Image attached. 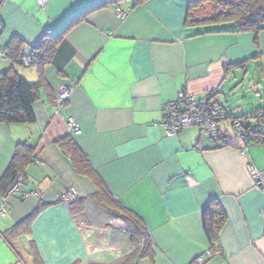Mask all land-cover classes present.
<instances>
[{"label":"crops","instance_id":"1","mask_svg":"<svg viewBox=\"0 0 264 264\" xmlns=\"http://www.w3.org/2000/svg\"><path fill=\"white\" fill-rule=\"evenodd\" d=\"M189 1L4 0L0 49L14 35L22 47L21 62L2 57L0 71L13 66L27 82L41 83L32 121L0 123V177L18 144L31 153L19 191L5 201L0 192V232L17 249L0 235V264H199L209 248L214 254L201 264H264V144L245 145L229 120L219 124L227 140L219 145L192 126L168 136L161 123L165 104L182 91L222 105L226 85L252 68L257 90L264 29L185 26ZM114 6L126 11L123 19ZM44 36L55 47L38 69L32 51ZM61 86L69 96L55 113ZM239 104L224 107L233 117L264 108ZM69 117L80 133L68 131ZM69 135L90 174L78 172L61 146ZM70 186L77 198L67 203L61 196ZM102 189L141 219L146 255L133 256L127 222L96 199ZM212 200L225 213L213 248L203 221Z\"/></svg>","mask_w":264,"mask_h":264},{"label":"trees","instance_id":"2","mask_svg":"<svg viewBox=\"0 0 264 264\" xmlns=\"http://www.w3.org/2000/svg\"><path fill=\"white\" fill-rule=\"evenodd\" d=\"M204 4H211L215 9L207 17L195 18L193 16L194 10ZM222 23H232L236 31L250 30L256 35L260 30L264 29V0H190L188 2L185 26ZM45 36L36 44L32 51V64L36 65L38 69L41 65L50 61L55 47V38ZM21 47L22 40L15 35L12 36L6 47L2 48L4 51L3 57L8 58L12 64L20 63ZM40 83V80L35 83L27 82L13 66L1 70L0 123L11 124L32 121L34 119L33 104L39 97ZM224 110L227 112L225 108ZM257 112H262L257 121L247 120L248 116ZM227 116L240 120L242 131L241 134L236 135L242 139L245 145L251 143L264 144V108H258L245 117H233L228 112ZM214 141L218 142V145L227 142L226 137L221 135ZM59 142L67 150L72 164L77 167V171L82 174H90L91 167L84 154L76 146L73 137L69 135L59 140ZM28 160H31L30 150L26 149L24 144H18L10 163L0 177V192L6 193L18 174L23 176L22 167ZM95 196L98 202L104 199L108 200L109 204L116 206L114 213L127 222L132 232V237L137 242L132 251L133 256L138 258L146 255L149 252L150 242L148 232L141 219L135 214L122 211L120 208L119 210L117 204L108 196L104 189L96 193ZM224 220V211L215 200H212L203 210V221L211 248L214 247L213 244L218 239V229ZM18 226L19 223L13 226L11 231H17ZM0 235L17 254V249L11 244L8 236L3 232H0Z\"/></svg>","mask_w":264,"mask_h":264},{"label":"built area","instance_id":"3","mask_svg":"<svg viewBox=\"0 0 264 264\" xmlns=\"http://www.w3.org/2000/svg\"><path fill=\"white\" fill-rule=\"evenodd\" d=\"M4 0H0V7ZM46 0H38L41 5L45 3ZM115 14L119 19H123L126 15V11L121 9L119 6L113 7ZM2 29V24L0 23V32ZM4 56L3 49H0V58ZM69 96V87L61 86L55 96L52 107L54 112L60 109V107L66 102ZM164 113L162 116L161 123L164 127V132L166 135L177 134L183 127L196 125L200 129V133L211 139H216L219 135V124L224 120H230L231 127L234 129L236 134H241L242 126L239 119L231 118L227 116V112L224 110L222 105H220L216 100L198 99L187 92H180L178 96L167 102L163 109ZM262 112L254 113L248 116V121H257L261 116ZM66 126L71 134L80 133V126L77 120L73 117H69ZM251 174L254 178H257V172L251 168ZM21 174H18L15 180L12 182L8 190L6 191L3 200L7 196L19 191V185L22 181ZM76 192L71 186L68 187L61 196L64 202H71L76 199ZM214 254L212 249H207L201 255H199L195 261L201 264L205 257H210Z\"/></svg>","mask_w":264,"mask_h":264},{"label":"rangeland","instance_id":"4","mask_svg":"<svg viewBox=\"0 0 264 264\" xmlns=\"http://www.w3.org/2000/svg\"><path fill=\"white\" fill-rule=\"evenodd\" d=\"M214 9L215 8L211 4H204L201 7L194 10L193 16L197 19L207 17ZM258 74L259 72H256L252 68L247 74L241 75L239 77V81L237 84L234 83L232 85H226V89H224L223 92L224 94H221L219 96V99L221 100L223 107L227 103H229L230 105H236L239 103H240L239 105H247V106L251 105L252 108L257 107L259 104L264 106V80H262L261 77L262 83L259 85V88L257 90H255L256 85L253 86L252 83L249 82V79L254 75L257 80V77L259 76ZM258 90L259 92H257ZM251 107L247 108L248 109L247 111H249V109H252ZM192 127L200 131L198 126L193 125Z\"/></svg>","mask_w":264,"mask_h":264}]
</instances>
